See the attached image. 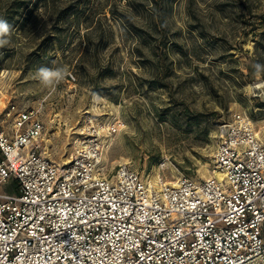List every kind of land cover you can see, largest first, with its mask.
Instances as JSON below:
<instances>
[{
  "label": "rangeland",
  "instance_id": "1",
  "mask_svg": "<svg viewBox=\"0 0 264 264\" xmlns=\"http://www.w3.org/2000/svg\"><path fill=\"white\" fill-rule=\"evenodd\" d=\"M0 18L12 25L0 111L38 112L53 161L69 162L87 112L118 123L105 174L127 164L168 181L212 174L217 128L233 114L264 129V0H0ZM41 66L63 79L44 86Z\"/></svg>",
  "mask_w": 264,
  "mask_h": 264
},
{
  "label": "built area",
  "instance_id": "2",
  "mask_svg": "<svg viewBox=\"0 0 264 264\" xmlns=\"http://www.w3.org/2000/svg\"><path fill=\"white\" fill-rule=\"evenodd\" d=\"M117 125L87 112L58 163L40 152L38 112L0 111V264H264V129L233 114L212 176L168 181L127 164L105 174Z\"/></svg>",
  "mask_w": 264,
  "mask_h": 264
},
{
  "label": "clouds",
  "instance_id": "3",
  "mask_svg": "<svg viewBox=\"0 0 264 264\" xmlns=\"http://www.w3.org/2000/svg\"><path fill=\"white\" fill-rule=\"evenodd\" d=\"M12 31V25L8 23L6 19L0 18V48H3L9 44V40L6 39L10 32ZM256 71L264 70V66L256 64ZM64 76L63 68H48L41 66L35 72L36 79L44 86H51L54 83H59Z\"/></svg>",
  "mask_w": 264,
  "mask_h": 264
},
{
  "label": "bare ground",
  "instance_id": "4",
  "mask_svg": "<svg viewBox=\"0 0 264 264\" xmlns=\"http://www.w3.org/2000/svg\"><path fill=\"white\" fill-rule=\"evenodd\" d=\"M256 88H259L258 86H256ZM106 130V129H105ZM108 141H109V139H108ZM214 176L215 177H217V178H219V179H221L222 178V175L217 171V170H214ZM153 176V175H152ZM171 176H173L172 178H175V177H177L176 175H171ZM210 176H212V175H210ZM210 176H207V177H205L206 179H208ZM169 181H171V180H169Z\"/></svg>",
  "mask_w": 264,
  "mask_h": 264
}]
</instances>
